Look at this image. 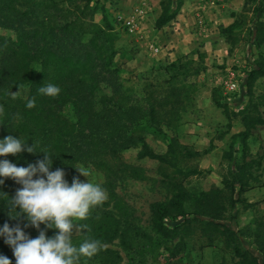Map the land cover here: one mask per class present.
I'll use <instances>...</instances> for the list:
<instances>
[{
  "label": "trees",
  "instance_id": "16d2710c",
  "mask_svg": "<svg viewBox=\"0 0 264 264\" xmlns=\"http://www.w3.org/2000/svg\"><path fill=\"white\" fill-rule=\"evenodd\" d=\"M28 4L54 13L62 8L53 0H0V30L8 31L1 14L24 18L29 11L19 13L17 7ZM83 11L84 8L79 14ZM169 20L171 16L160 1V15L154 27L161 28ZM102 21L100 26H89L90 37L85 43L78 38L70 45L61 37L73 36L70 33L77 17L62 25H54L45 16L39 21L34 18L29 22L30 31L0 33V264H115L119 254L109 247L115 239L130 254L136 250L131 236L147 239L126 217L119 219L102 210L113 197L109 191L104 192L105 199L88 189L73 193L67 202L56 198L44 177H61L75 169L81 162L69 145L74 146L75 141L83 146L86 163L105 179L115 175L119 166H127L121 157L126 150H135L137 160L156 163L170 196L149 205L150 227L159 239L176 241L171 257L183 251L185 238L195 235L208 242L219 241L237 259L236 264H260L243 246L242 232L234 230L231 221L235 205H242V210L250 207L241 194L254 182L251 168L256 163L245 159V140L252 129L264 125L250 94L253 83L264 77V58L252 64L243 77L242 100L247 96V102L237 115H232L238 116L242 127L235 135L241 140L239 158L234 160L232 151L224 153L222 158L228 163L222 167L220 186L191 194L184 182L207 172L189 163L204 153L191 152L174 139L162 153L149 149L141 136L130 137L117 146H108L101 139L112 132L117 135L123 128L120 120L129 118L125 117L124 97L114 99L116 89L112 88L109 95L103 82L106 80L102 74L116 72L111 63L118 36L105 19ZM251 33L252 44L264 41L261 24L257 23ZM33 67L37 69L35 73ZM21 90H26L24 98L14 95ZM211 100L229 121L227 108L214 95ZM164 104V100L152 103L148 110L153 128L162 124L156 111ZM66 109L71 110L72 119L64 113ZM26 201H35L39 206L28 225L13 213L16 206ZM187 204L191 206L188 213ZM74 224L78 232L68 235ZM262 229L264 223L258 222L250 236L256 251L264 256ZM128 264L137 263L130 257Z\"/></svg>",
  "mask_w": 264,
  "mask_h": 264
},
{
  "label": "rangeland",
  "instance_id": "374dc122",
  "mask_svg": "<svg viewBox=\"0 0 264 264\" xmlns=\"http://www.w3.org/2000/svg\"><path fill=\"white\" fill-rule=\"evenodd\" d=\"M160 1L171 20L161 28H155L154 23L160 15ZM198 1L89 0L86 3L84 0H53L58 8L62 7L55 13L28 4L17 7L19 13L29 11L30 14L24 18L13 13L1 14L8 31L0 30V33L12 35L16 31H30L29 22L34 18L39 21L45 16L54 25H62L64 21L77 17L70 33L73 36L61 37L65 44L70 45L78 38L85 43L90 37L89 26H100L105 19L117 33L118 40L114 43L116 54L111 63L116 72L102 74L106 80L103 82L109 95L112 88L116 89L114 99L120 95L124 97L125 117L129 118L120 120L123 128L117 135L112 132L108 136L102 135L101 139L108 146H117L130 137L141 136L155 153H162L168 142L174 139L191 152L204 153L189 165L207 174L184 182L191 194H197L211 186H220L222 167L228 163L222 158L224 153L232 151L234 160L240 156L241 140L235 135L242 131V127L238 116L232 115L243 109L247 96L239 106L226 105L221 97L219 81L225 69L249 70L252 64L264 58V41L258 45L251 43L255 25L259 23L264 29V0H226L227 5H223L222 0H206L209 2L206 10L195 6ZM185 3L188 6L182 7ZM237 6L241 9L233 11L232 7ZM82 8L84 11L79 14ZM197 13L202 14L213 27L211 33L201 40L196 39L192 32ZM131 18L137 25L134 34H129L124 28V22ZM232 21L239 23L223 32ZM148 45L157 47L158 52H151ZM36 70L33 67L32 73ZM250 94L251 101L261 113L264 109V77L253 83ZM14 95L24 98L26 90ZM212 95L227 108L231 117L229 121L222 109L212 102ZM163 100L162 109L156 111V118L161 119L162 124H158L156 129L150 125L148 110L152 103ZM64 113L72 119L70 109ZM78 143L75 141L74 146L69 143L74 156L81 159L75 169L66 171L61 177L46 176L44 179L60 202H67L80 189H88L104 199L105 191L112 193L113 197L102 210L119 219L126 217L132 227L147 236V239L131 236L130 241L136 247L131 254L124 252L115 239L109 245L119 254L115 264H128L130 257L137 264H236L237 259L223 249L219 241L208 242L195 235L185 238L183 251L171 257L176 241L170 243L159 239L150 227L149 205L166 201L170 196L156 170V163L137 160L135 150H126L121 152V157L127 166H119L115 175L105 179L86 163L84 148ZM245 148V159L256 163L251 168L254 182L241 194L250 207L242 210V205H235L231 227L242 232L243 246L258 258L260 264H264V256L256 251L250 236L258 222L264 223V125L250 131ZM38 209L35 201H26L16 206L13 213L28 225ZM185 209L186 213L190 212V204L185 205ZM77 232L78 226L74 224L67 234L75 235ZM261 233L264 235V229Z\"/></svg>",
  "mask_w": 264,
  "mask_h": 264
},
{
  "label": "built area",
  "instance_id": "2783aa9c",
  "mask_svg": "<svg viewBox=\"0 0 264 264\" xmlns=\"http://www.w3.org/2000/svg\"><path fill=\"white\" fill-rule=\"evenodd\" d=\"M135 21L131 18L124 22V28L129 34H134L137 30ZM213 27L203 18L202 14L197 13L194 17L192 32L193 36L201 40L210 34ZM148 48L154 54L158 52V48L148 45ZM248 70L227 68L223 77L219 81L221 89V97L223 102L228 106H239L242 100V80L246 76ZM262 120L264 119V109L260 113ZM264 121V120H263Z\"/></svg>",
  "mask_w": 264,
  "mask_h": 264
},
{
  "label": "crops",
  "instance_id": "0c3cea01",
  "mask_svg": "<svg viewBox=\"0 0 264 264\" xmlns=\"http://www.w3.org/2000/svg\"><path fill=\"white\" fill-rule=\"evenodd\" d=\"M215 1H217V0H215ZM220 4L221 3H219V6H220ZM222 4L223 5H227V1L226 0H222ZM184 6H182V7H187L188 6V4L187 3H185V4H183ZM208 5H209V2H207L206 0H199L196 4H195V6H198L199 8H203V10H206V8L208 7ZM238 9V10H237ZM241 9V6H237L236 8H233L232 7V10L233 11H239ZM233 23V21L232 22H230V24H232Z\"/></svg>",
  "mask_w": 264,
  "mask_h": 264
}]
</instances>
